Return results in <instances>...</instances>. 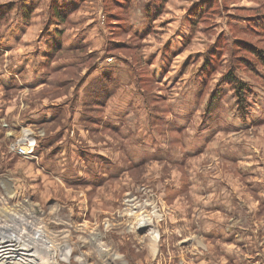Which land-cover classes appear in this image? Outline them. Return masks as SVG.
<instances>
[{"label":"rangeland","instance_id":"374dc122","mask_svg":"<svg viewBox=\"0 0 264 264\" xmlns=\"http://www.w3.org/2000/svg\"><path fill=\"white\" fill-rule=\"evenodd\" d=\"M201 1L167 0L149 22L150 0H133L127 32L111 0H0V220L12 214V226L16 213L30 221L42 258L48 248L67 249L64 264H229L223 254L238 246L246 264H264V67L252 58L234 64L244 117L227 84L205 112L230 67L228 50L210 86L195 79L216 41L244 38L264 51V38L247 33L264 0H227L212 28L192 34L187 10ZM50 7L66 21L48 19ZM231 27L245 32L233 39ZM89 133L115 153L112 167L97 161L103 177L84 176L81 162L70 173L62 162L61 149L75 158L87 151L76 142ZM22 144L29 154L17 151ZM142 213L155 243L148 226L136 228ZM36 226L42 236H33Z\"/></svg>","mask_w":264,"mask_h":264},{"label":"trees","instance_id":"16d2710c","mask_svg":"<svg viewBox=\"0 0 264 264\" xmlns=\"http://www.w3.org/2000/svg\"><path fill=\"white\" fill-rule=\"evenodd\" d=\"M133 0H123L122 1V6L119 5V3L117 2V0H111V4H114L116 6H120L122 8V14H123V21H124V26L123 28L128 32L130 31L129 29V24L128 22V18H127V13L129 11V8L131 6ZM167 0H150L149 3H147L144 7H143V13L145 18L147 19V21L151 22L153 19H156L163 7H164V3ZM227 0H220V5L218 4V0H204L201 1L202 3H200L198 6H192L191 8H189L187 10L189 17H190V28L192 31V34H195V32H197V30L199 29V25H201L202 28H206L207 31L212 28L211 26L214 23L215 17L218 16L221 12L222 9L226 11V9L228 8V5L226 4ZM53 7H56L54 4L52 5ZM51 11V12H50ZM55 10H51V7L49 8V12H48V19H52V17H54L55 15H57L56 17L59 18L60 22H65L66 20H64V15L63 16H59L58 14H55L54 12ZM52 17H51V16ZM227 19H231V18H241L239 16H227ZM246 17V16H244ZM249 16H247V21H248V26H249ZM53 20V19H52ZM260 20V22L258 21ZM258 20H251L250 24L252 26V28L254 29H247V33H251V35H258L260 37L264 38V29L262 28V23L264 24V16L260 17ZM232 30V35H233V39L237 38L234 36L235 33H243L245 31H239L237 30L235 27H231ZM257 32H256V31ZM149 29H145L144 31H142L140 34H135L133 35L134 38H136L137 40H140L142 38H144L147 33H148ZM234 33V34H233ZM243 40H237L238 42L236 44L233 45H229L227 44V42L223 41V44H220V41H216L215 45L210 46L209 48L206 49L205 51V55L203 56V64L197 69V72L195 74V79H201L203 80L206 84L209 85V83L212 81V76L214 75V73L218 70L219 67V63L221 62V57L223 55V53L225 52V50H228V52L230 53V58L228 60V65H230V67L228 68L227 72L224 74V76H222L220 78L219 81H221V83H216L215 84V90L210 94L207 104L205 106V112L209 113L208 111H211L212 108H214L215 106H217V101L219 99V92L220 90L223 89V87L225 86L224 84L229 85L230 89L232 90V93H234V97L236 99V104H237V109L239 112V115L244 117V115H246V95H244V87L245 85H243V83L238 80V78L235 76L234 74V69L233 67H235V63L238 64L240 67H244V61H251V58L254 60H259L260 65L264 67V51L257 48V47H253L250 44L246 43L244 40V38H240ZM233 46V48H231ZM237 51H246L248 56H235V52ZM263 51V52H262ZM214 55V58H213ZM263 62V63H262ZM140 71L136 70V74L135 76L138 78V80H140ZM205 85V86H208ZM210 86V85H209ZM232 87V88H231ZM98 88L99 91H97L98 94L102 93V86L100 83H98ZM106 93L105 95L102 96V103H104L105 97H107L108 94L111 93L112 90H105ZM94 92V91H93ZM98 102L101 103V100H97Z\"/></svg>","mask_w":264,"mask_h":264},{"label":"bare ground","instance_id":"6f19581e","mask_svg":"<svg viewBox=\"0 0 264 264\" xmlns=\"http://www.w3.org/2000/svg\"><path fill=\"white\" fill-rule=\"evenodd\" d=\"M28 135H29L28 132L23 133V136H22L20 142L25 144L24 142H27L28 139H29ZM23 144L22 145H18L19 147H18L17 151L19 153H21V154L27 155V154L30 153L29 152L30 150L28 151L27 147H25V145H23ZM146 215H148V214L142 213L140 215V217L137 218L136 221H138V222L136 224V226H137L136 228H138V227L145 228V226H148L150 241L152 243H155L157 241V239H158V235H157L156 230H154V225H153L151 219L147 218V217H145V219H142V217H144ZM136 221L134 223H136ZM10 229L11 228H8V227H3V228L0 227V264H5L4 262L10 260L11 256H13V257L17 256V257H20L22 259L24 258V260H26L28 263H33L32 261H34V264L41 263V256H39L40 254L37 251L38 247L36 248L34 246L33 242L30 241V240H32L34 238H29V232L26 233V232L22 231L23 233H20V234L21 235H26L27 234V238L21 239V235L14 236V234L16 232L14 233ZM33 231L34 232L32 234H33L34 237L35 236H39V234H41L42 228H40V226H36L33 229ZM41 236H42V234H41ZM46 241H47V239H46ZM45 244H46V242H45ZM45 244L43 243V245H45ZM40 245H39L40 249L46 248L44 246L40 247ZM36 246H37V244H36ZM62 251H63L62 254L64 256V257L63 256L62 257L65 260L66 257H67V254H66L67 253V249H62ZM45 253H46V251H45ZM37 259H38V261H37Z\"/></svg>","mask_w":264,"mask_h":264},{"label":"crops","instance_id":"0c3cea01","mask_svg":"<svg viewBox=\"0 0 264 264\" xmlns=\"http://www.w3.org/2000/svg\"><path fill=\"white\" fill-rule=\"evenodd\" d=\"M42 81H44V79H42ZM52 122H54V121H52ZM128 128H130V126H126V130H125L126 132H128ZM123 131H124V129H123ZM84 134H86V133H84ZM90 134H93V135L91 137H87L86 135H83L82 137L78 138V140L76 142L78 144L79 148L83 147L85 145L86 147L84 146V149L87 150V151H85L84 153L83 152H79L77 154V157L75 158L72 154H70V155L65 154L64 150L61 149L60 152L61 153L63 152L62 154L64 155V157L62 158V162H63V164L65 166H67L69 168V172L70 173H73V170L76 169L75 163L81 162V164H79V165L82 166V173H83L84 176L92 175V176H101V177H103V174H101V166L98 164L97 161L104 159V163L107 164V162L112 161V157H110V156H115V153L112 152L111 154H109V153L106 152L105 148H102V149L99 148L100 140L98 138H96V133H89L87 135H90ZM127 136H132V135L130 133H127ZM57 142L58 141H56L55 143H57ZM121 143L125 144V142H123V141ZM108 145L110 147V150L112 151L113 150L112 146L110 144H108ZM154 147L157 148V146H154ZM157 151H158V148H157ZM150 154L151 153H149V152H145V156L144 157L147 160L149 158L150 159L151 158H155V157H150ZM55 155H57V154H55ZM105 155H107V156H105ZM103 156H104V158H103ZM87 159H91L93 161V164L91 165L90 169L87 168V165L85 164V161ZM164 160H166V158H164ZM50 161H51V159H50ZM61 166H62V164H61ZM107 167H112V166L107 164ZM124 169L128 170V168L125 167V166H124ZM109 175H113L112 172H110ZM104 177H108L107 174H105ZM234 238L237 239L238 235H235ZM228 239H230V237H228ZM240 240H241V238H240ZM236 247H237V250L234 251V252H231V250H229L230 252L229 251H227V252L225 251L224 254H223V257L226 259L227 263H229V264H246L245 256L242 254L243 251H241L240 247H238V246H236ZM256 250L257 249H254V251H256Z\"/></svg>","mask_w":264,"mask_h":264},{"label":"built area","instance_id":"2783aa9c","mask_svg":"<svg viewBox=\"0 0 264 264\" xmlns=\"http://www.w3.org/2000/svg\"><path fill=\"white\" fill-rule=\"evenodd\" d=\"M4 203V202H3ZM3 205H5V203L3 204ZM2 205L0 204V207H1ZM6 206V205H5ZM6 208V207H5ZM10 209V208H9ZM13 209H10V211H12ZM5 211V210H4ZM32 217H36L38 220H40L41 221V219L40 218H38L36 215H34L33 214V216ZM12 218V214H9V216H8V218L7 217H5V219H4V221H3V219L2 220H0V225L1 224H3L4 226H8V227H10L11 229L10 230H12L14 233L16 232V233H21L22 231L23 232H29V231H31L32 230V227H33V224H31V222L30 221H26V223H25V220H22V219H19V216L15 213L14 214V219H17V222H15V221H13V222H11L13 225L12 226H9V225H7V223H5L6 221H7V219H10V220H12L11 219ZM24 223V225L23 224H19V223ZM17 224V226H15ZM21 225H23L22 227H21ZM15 226V227H14ZM40 228H41V226H40ZM45 249H40V248H37V251L39 252V254H40V256H41V254H42V251H44ZM60 258H59V257ZM63 254L62 253H59L58 255H52L51 254V250H49V249H47L46 250V253H45V257L44 258H42V256H41V263H39V264H64L63 262H65V263H68V261L67 260H64L63 259ZM32 260V259H31ZM37 261H38V259H37ZM33 263H28L26 260H24V258L22 259V258H20V257H17V256H11V259L10 260H8V261H5L4 263L5 264H34V261H32Z\"/></svg>","mask_w":264,"mask_h":264}]
</instances>
